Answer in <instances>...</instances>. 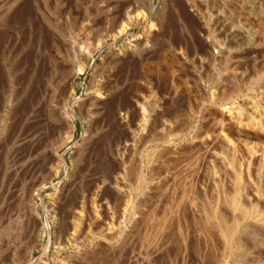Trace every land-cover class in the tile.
<instances>
[{"label":"bare ground","instance_id":"1","mask_svg":"<svg viewBox=\"0 0 264 264\" xmlns=\"http://www.w3.org/2000/svg\"><path fill=\"white\" fill-rule=\"evenodd\" d=\"M19 1H8V5L13 4L9 9ZM122 1L109 0L107 5H118ZM152 1L131 0L132 7L122 9L119 20L114 21L107 37L112 41L119 37L131 38L127 46L112 53L115 59L125 54L140 56L154 48L152 44L161 34L165 0H160V7H154ZM173 1L188 20H195V25L190 22L194 26L197 24L202 34L200 39L207 60L228 62L256 55L264 60V0ZM173 6L169 7L171 11ZM64 7L56 10L62 11ZM138 9L146 10L149 16ZM63 13L67 20L63 21L67 24L68 19H72L71 13ZM81 16L82 22L87 19L85 14ZM132 28H140L139 35H130ZM52 31L56 32L54 39L59 35L69 46L73 31L70 24L62 35L56 29ZM258 67L254 71L198 74L187 90L180 84L185 97L172 77L162 100L180 98L178 94H181L185 110L182 121L177 118L178 113L174 114L178 109L168 112L171 118L166 115L168 119H165L158 107L150 110L147 104L138 101L112 111L113 120L110 121L124 134L118 132L123 137L118 139L119 136L114 144L112 162L123 175L131 178L128 185L131 192L123 184L108 181L81 196L78 212L72 216L73 232L70 234L76 250L73 260L77 264H96L97 256L95 259L84 256H95L98 251L109 254L116 264H170L172 245L179 264H185L187 257L192 258L190 251L193 249L201 264H264V61ZM106 89L108 87H103L90 98L93 101L104 99L109 91ZM54 113L62 120L60 113ZM66 118L63 125L70 129L72 117L69 114ZM150 143L165 145L164 153L144 154L142 148ZM138 149L141 153L138 152L134 161L130 155ZM162 158L169 161L166 160L168 175H161L155 168L157 172L152 170L153 163ZM49 174L57 175L56 169L50 167ZM167 208L171 211L169 215ZM84 226L89 230L101 228L99 233L88 235L85 244L77 242L80 239L78 230ZM188 251L190 254L186 257ZM176 261L173 262L176 264ZM27 264H32L30 259Z\"/></svg>","mask_w":264,"mask_h":264},{"label":"rangeland","instance_id":"2","mask_svg":"<svg viewBox=\"0 0 264 264\" xmlns=\"http://www.w3.org/2000/svg\"><path fill=\"white\" fill-rule=\"evenodd\" d=\"M8 1L0 0V264H27L29 259L32 264H77L73 260L76 250L70 234L73 232L72 216L78 212L81 196L108 181L123 184L130 191L131 178L123 175L112 162L114 144L119 133L123 134L110 121L113 120L112 111L138 101L147 104L150 110L158 107L165 119L170 116L168 112L178 109L174 114L178 113L180 121L185 112L182 108L185 93L182 92L195 81L193 77L196 79L198 74L205 72L254 71L264 60L258 55L228 62L207 60L195 20H188L173 0L163 2L165 16L161 17V34L153 42L154 48L140 56L125 54L116 59L112 53L127 46L131 38L119 37L112 41L107 32L114 21L119 20L122 9L132 7L131 0H123L118 5H109V0H74L77 4L73 0H58L57 3L56 0H20L10 9L13 4L8 5ZM75 5L78 7L74 8ZM152 5L160 7V0H153ZM63 6H66L63 10L71 13L72 19H68L67 24L63 18L65 11L56 10ZM170 6L176 10L171 7V11ZM139 11L149 16L146 10ZM81 14H85L87 21L82 22ZM45 24L51 27L46 28ZM69 24L73 31L68 46L59 35L54 39L56 32L52 30L61 33ZM139 31L140 28H132L129 34L134 37ZM172 77L175 85L179 84L182 96L178 95L183 101L178 96L175 100H171L175 97L162 100ZM103 87H108L107 97L93 101L91 98ZM51 111L60 113L62 120ZM68 113L73 122L70 129L63 125ZM122 134L118 139H122ZM139 149L130 155L132 160L138 157ZM163 150L165 145L160 143L142 148L144 154L157 156L163 154ZM166 160L158 159L161 165L156 161L152 170L168 175L169 164L166 163L169 161ZM50 167L56 169L57 175L49 174ZM166 212L169 215L171 211L167 208ZM170 217L174 223L175 218L172 214ZM100 231V227L89 230L84 226L78 230L80 239L77 242L85 244L88 235ZM173 248L172 245L170 264L177 260ZM188 253L186 257L190 253L195 256L187 257L185 264H201L194 249ZM100 254L98 251L95 256L84 257L95 259L97 256L96 264H116L109 254Z\"/></svg>","mask_w":264,"mask_h":264}]
</instances>
